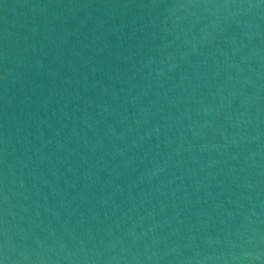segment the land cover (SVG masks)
<instances>
[{
  "label": "water",
  "instance_id": "water-1",
  "mask_svg": "<svg viewBox=\"0 0 264 264\" xmlns=\"http://www.w3.org/2000/svg\"><path fill=\"white\" fill-rule=\"evenodd\" d=\"M0 264H264V0H0Z\"/></svg>",
  "mask_w": 264,
  "mask_h": 264
}]
</instances>
